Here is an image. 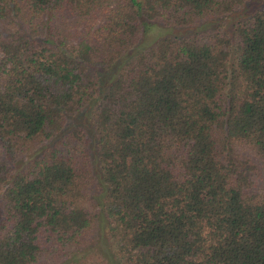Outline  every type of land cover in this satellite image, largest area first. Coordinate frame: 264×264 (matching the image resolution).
<instances>
[{"label": "trees", "instance_id": "obj_1", "mask_svg": "<svg viewBox=\"0 0 264 264\" xmlns=\"http://www.w3.org/2000/svg\"><path fill=\"white\" fill-rule=\"evenodd\" d=\"M248 2L0 0V264H264Z\"/></svg>", "mask_w": 264, "mask_h": 264}, {"label": "rangeland", "instance_id": "obj_2", "mask_svg": "<svg viewBox=\"0 0 264 264\" xmlns=\"http://www.w3.org/2000/svg\"><path fill=\"white\" fill-rule=\"evenodd\" d=\"M262 2H264V0H252V2L246 3L242 8L241 13L248 12V10L253 8L256 4H260ZM181 29H186V28L185 27H173V26L163 25L161 23H155L153 24V26L150 27L148 35L150 37H153L156 35H164V34H182L184 32H181L182 31Z\"/></svg>", "mask_w": 264, "mask_h": 264}]
</instances>
